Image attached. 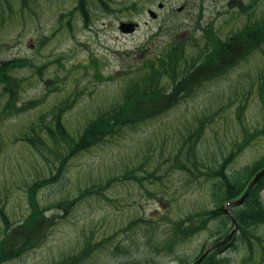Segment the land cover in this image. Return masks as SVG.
<instances>
[{
  "label": "rangeland",
  "instance_id": "374dc122",
  "mask_svg": "<svg viewBox=\"0 0 264 264\" xmlns=\"http://www.w3.org/2000/svg\"><path fill=\"white\" fill-rule=\"evenodd\" d=\"M10 1L12 11L6 6L0 17V60L33 59L35 68L18 70L20 76H27L20 98L26 102L43 98L35 107L0 120V203L13 221L10 233L30 213V185L56 173L60 165L51 153H47L48 160L20 140V134L31 125L37 127L43 118L48 120L55 105L70 99L72 107L63 116L77 136L90 118L122 100L129 79L146 70L147 64L140 61L141 48L153 53L168 46L172 38V42L182 38L180 42L189 46L190 40L199 38L204 46L206 36L199 25L213 23L225 38L244 30L248 23L264 20V0H88L87 24L81 12L74 10L78 0H30L24 9L20 0ZM160 2L164 8L158 7ZM149 8L156 11L155 18L149 16ZM123 21L140 25L132 32H121ZM260 29L256 28L259 35L249 33L235 40L240 45L237 54L223 56L222 51L225 61L219 62L221 68L217 63L214 67L224 70L217 76L207 79L200 73L192 92L171 97L154 118L122 128L73 155L60 179L36 193L52 217L43 228V240L3 264L60 262L87 240L100 243L101 248L82 264H178L166 253L164 233L180 218L215 207L210 197L212 180L206 174L198 178L199 170L208 173L228 157L227 174L245 183V167L264 156V132H260L264 127V38ZM252 37L259 39L256 47H252ZM234 39L230 38L231 43ZM192 48L198 53L197 47ZM179 82L172 86L164 79L171 87L168 94L175 92ZM4 101L0 98V110ZM243 103L247 105L240 125L236 109ZM136 104L133 112L145 110V105L136 108ZM256 131L259 134L251 137ZM182 160L187 162L184 169L178 166ZM150 172L160 179L150 177ZM249 184L226 203L228 215V206L232 211L245 202L251 192L240 204H231ZM261 193L264 196V189ZM222 217L215 216L181 247L191 262L218 240L213 231ZM259 232L264 234V225ZM259 253L257 260L264 264L263 252ZM219 257L230 264H252L245 260L242 241Z\"/></svg>",
  "mask_w": 264,
  "mask_h": 264
},
{
  "label": "trees",
  "instance_id": "16d2710c",
  "mask_svg": "<svg viewBox=\"0 0 264 264\" xmlns=\"http://www.w3.org/2000/svg\"><path fill=\"white\" fill-rule=\"evenodd\" d=\"M29 1L30 0H20L22 9L30 6ZM6 6L12 11L10 0H0V17L5 14ZM74 10L81 12L86 24L89 22L90 11L88 0H78ZM246 25L244 30L237 31L225 38L220 35L217 28H214L213 23H210L208 27L199 25L206 36L204 46L199 38L190 40L192 46H189L186 41L180 42L182 38H178L175 42H172V38V40L166 44L169 45L164 49L162 48L163 51L160 49L159 51L151 53L150 50L146 51L141 48L140 53L142 56L140 61H145L144 63L147 64L146 70L140 75L129 79L123 90L121 96L122 100L120 99L121 101L119 100L109 109L101 111L97 113L95 117L90 118L77 136L70 132L63 116L64 113L72 107L70 99H65L60 104L55 105L52 109L53 114L48 120L43 118L37 127L31 125L30 130L20 134V140L34 147L48 160L49 157L47 153H51L58 159L60 165H57L56 173H52L53 175L50 177L37 180L30 185V213L22 223L17 226L13 233L9 232V230L12 229L13 221L7 213L5 205L0 203V216L4 223V231L0 233V264L20 258L29 249L37 246L38 243L43 240V228L47 223L50 224L48 221L52 220V217H49L46 211L41 207L36 193L41 187L60 179L67 162L73 155H76L79 151L89 150L91 147L109 138V136L120 133L122 128L134 127L137 126V123L140 121L142 122L154 118L161 113L160 111L164 107L163 105L167 104L171 97H176L179 92H192L193 84L195 82L198 84L197 79L201 77V75L202 78L207 79L217 76L224 70V68L221 70L215 68L220 66L219 62L225 61V59H222L220 56L222 51L223 56L237 54L238 51H236V49H238L240 45L237 46L238 41L235 40L249 33L258 32L256 35H259V31L256 30L257 27H261V39L264 38V20L256 23H248ZM229 37L231 39L235 38L232 43ZM240 39L241 38H239V40ZM251 41H254L252 47H256L259 39L252 37ZM227 45L230 46L228 47ZM188 46L190 47L189 53L186 51ZM192 47H197L198 53L193 52L195 48ZM248 48H246V52ZM216 54L217 58H214ZM217 59L220 61H217ZM210 60H212V62H210ZM25 66L35 68L36 63L29 57H13L0 60V98H3V100L5 99L4 106H2L0 110V120H5L15 113L33 108L38 104V101L40 102L43 99H35L28 102L21 100L20 93L27 76H20L18 70ZM202 72L205 74L200 75ZM165 78L169 81L168 84L172 83V86H174L177 81H180L173 89L175 92L168 94L167 90L171 87H168L166 85L167 83H164ZM135 102L137 103L136 108L140 105L142 108L145 105V110H138L136 113L133 112V108L135 107L133 104ZM246 105L247 103L240 104L236 109V115L240 125L243 121ZM260 132H264V127ZM257 134H259L258 131L251 134V137H255ZM2 146V139H0V151ZM229 158H231V155ZM186 159L188 161L190 160L189 158ZM186 163V160H182L178 166L184 169ZM227 163L228 157H225L220 165L218 164L213 169H210L208 173L199 170L197 175L198 178H200L206 174L207 179L212 180L210 197L215 207L200 209L184 218H180L176 222L172 220L174 222L173 226L168 228L164 233L163 239L166 238L164 248L168 250L166 253L169 254V256L172 255V258L177 259L178 264H191L190 256L181 252V247L195 233H198L200 230L210 225V222L213 221L212 219L218 214H223V217L213 231L214 236L217 234L219 240L229 233L233 224L232 218L225 212L226 203L239 197L243 193L255 174L264 167V156L253 164L245 167V183H238L237 175L231 178L227 174ZM149 174L150 177L160 179V176L156 175L155 172H150ZM263 189L264 177L253 187L243 204L232 208L234 215L240 223L239 231L227 245L210 253L202 264H230L229 261L222 260L219 254L238 241H242L247 250L246 262L261 264L259 259L257 260V256L260 254L259 251L263 252L262 255H264V234L259 232V228L264 225V196L261 193ZM65 208H68L67 204ZM131 225L135 226L136 222H132ZM99 244L100 243L92 244L91 240H87L84 242L81 249L71 255L69 259L65 258L63 261H54L50 264H82L88 261L93 253L99 249ZM117 249L120 250L119 246ZM205 249L206 247L202 249V252H204ZM201 253L199 255H201ZM121 264L131 263L122 262Z\"/></svg>",
  "mask_w": 264,
  "mask_h": 264
},
{
  "label": "water",
  "instance_id": "95a60500",
  "mask_svg": "<svg viewBox=\"0 0 264 264\" xmlns=\"http://www.w3.org/2000/svg\"><path fill=\"white\" fill-rule=\"evenodd\" d=\"M160 7L163 6V3L159 4ZM149 14L153 17H156V12L153 9H149ZM138 25V23L135 22H121L120 23V29L123 32H132L135 30L136 26ZM264 177V167L259 170L255 176L252 178L248 189L245 191V193L243 194V196L237 200H233L231 201V204H240L241 202L244 201V199L247 197V195L251 192V190L253 189V187L257 184V182H259L262 178ZM227 211L229 212V214L231 215L232 219H233V223H234V227L233 229L229 232V234H227L224 238H222L220 241H218L217 243H215L214 245H212L211 247H209L196 261H194L192 264H201L203 262V260L208 256V254L210 252H212L213 250L223 246L224 244H226L228 241L231 240V238L234 236V234L236 233V231L238 230L239 227V222L237 221V219L233 216L232 211L230 210L229 206L227 207Z\"/></svg>",
  "mask_w": 264,
  "mask_h": 264
}]
</instances>
